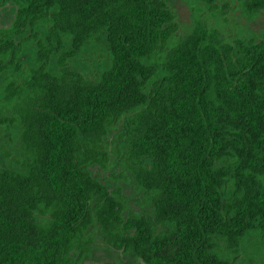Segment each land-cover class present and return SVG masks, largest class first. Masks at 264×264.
Listing matches in <instances>:
<instances>
[{
  "label": "trees",
  "instance_id": "16d2710c",
  "mask_svg": "<svg viewBox=\"0 0 264 264\" xmlns=\"http://www.w3.org/2000/svg\"><path fill=\"white\" fill-rule=\"evenodd\" d=\"M1 2L0 264H80L95 228L137 264H264V32L176 35L165 0ZM94 40L108 63L89 76L73 61ZM114 141L140 209L93 175Z\"/></svg>",
  "mask_w": 264,
  "mask_h": 264
},
{
  "label": "rangeland",
  "instance_id": "374dc122",
  "mask_svg": "<svg viewBox=\"0 0 264 264\" xmlns=\"http://www.w3.org/2000/svg\"><path fill=\"white\" fill-rule=\"evenodd\" d=\"M165 1L174 15V21L177 25L176 35L190 31L196 18H201L209 26L216 27L228 41L236 39L258 41L264 32V14L258 13L252 17L246 16L241 8V0ZM13 18L14 6L10 3L1 2L0 26H8ZM73 62L85 74L89 76L95 75L108 63V55L103 42L101 40H94L89 43L75 57ZM4 132L0 127V137H3ZM10 136H12L10 141L4 138L2 142L11 150H15L16 136L12 134ZM124 157L125 154L119 142L114 141L109 148V161L107 165L105 167H92L93 175L97 179L108 182L112 188L119 186L129 199V208L140 209L145 204L138 203V199L141 198V192L131 177ZM2 161L3 163H8L7 160ZM255 240L257 239L252 238L244 242L239 252L232 255L233 258H243L255 254V251L262 248L257 242L254 244ZM80 264H137V259L130 252L119 253L118 251L109 249L98 228H95L93 247L88 255L81 260Z\"/></svg>",
  "mask_w": 264,
  "mask_h": 264
},
{
  "label": "flooded vegetation",
  "instance_id": "af4514ba",
  "mask_svg": "<svg viewBox=\"0 0 264 264\" xmlns=\"http://www.w3.org/2000/svg\"><path fill=\"white\" fill-rule=\"evenodd\" d=\"M92 247H93V246H92ZM108 248H109V249H112V248H111V247H109V246H108ZM113 250H115V249H113ZM115 251H117V250H115ZM118 252H119V253H122V252H120V251H118Z\"/></svg>",
  "mask_w": 264,
  "mask_h": 264
}]
</instances>
